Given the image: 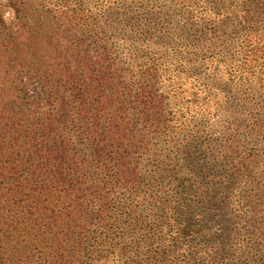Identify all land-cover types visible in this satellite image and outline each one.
Instances as JSON below:
<instances>
[{
  "label": "rangeland",
  "instance_id": "374dc122",
  "mask_svg": "<svg viewBox=\"0 0 264 264\" xmlns=\"http://www.w3.org/2000/svg\"><path fill=\"white\" fill-rule=\"evenodd\" d=\"M0 19L14 36L47 28L28 70L0 49V100L66 125L86 212L102 203L86 198L102 176L90 143L107 140L129 171L109 188L121 240L145 251L146 222L162 264H264V0H0ZM73 74L85 103L63 89Z\"/></svg>",
  "mask_w": 264,
  "mask_h": 264
},
{
  "label": "trees",
  "instance_id": "16d2710c",
  "mask_svg": "<svg viewBox=\"0 0 264 264\" xmlns=\"http://www.w3.org/2000/svg\"><path fill=\"white\" fill-rule=\"evenodd\" d=\"M42 13L48 15L46 10ZM0 23L1 53L28 70L27 65L32 67L38 60L43 44L41 51L46 52V26L24 28L23 34L14 36L1 19ZM29 74L48 91L49 73ZM86 81L82 75L73 74L62 85L64 91L69 88L70 102H87ZM0 91L8 89L0 87ZM17 97L29 103L26 93L20 92ZM16 99L3 96L0 100V264H162L161 252L154 249L155 230L146 222L145 251H140L137 242L133 246L121 240L125 235L124 206L116 202L109 188L130 179L125 165L115 167L119 160L113 150H108L109 142L90 143L94 157L90 167L94 171L97 168L102 176L95 175L96 190L86 198L102 203L88 213L84 188L78 186L83 179L78 169L80 159L70 152L71 134L64 136L61 131L67 132L66 125H57L51 111L23 109ZM75 110H81L80 106ZM73 122L72 126L79 125ZM90 200L86 199L87 203ZM168 226L172 233L171 224Z\"/></svg>",
  "mask_w": 264,
  "mask_h": 264
}]
</instances>
